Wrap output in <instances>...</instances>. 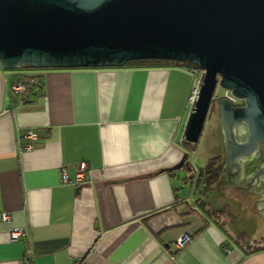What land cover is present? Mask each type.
<instances>
[{
	"label": "crops",
	"instance_id": "1",
	"mask_svg": "<svg viewBox=\"0 0 264 264\" xmlns=\"http://www.w3.org/2000/svg\"><path fill=\"white\" fill-rule=\"evenodd\" d=\"M17 72L42 86L22 96L11 89ZM199 77L182 61L0 62V264H264V247L243 244L248 232L228 226V212L211 216L184 188L186 167L166 169L190 147L183 130ZM29 129L38 135L26 148ZM83 163L79 182L63 179V166L72 178ZM256 207L264 217L262 191Z\"/></svg>",
	"mask_w": 264,
	"mask_h": 264
},
{
	"label": "water",
	"instance_id": "2",
	"mask_svg": "<svg viewBox=\"0 0 264 264\" xmlns=\"http://www.w3.org/2000/svg\"><path fill=\"white\" fill-rule=\"evenodd\" d=\"M135 57L183 59L203 70L185 139H198L215 99L226 164L264 142V0H0L4 67L119 65ZM216 84L243 102L213 94ZM240 121L244 139L234 133ZM188 161L184 151L171 167ZM262 172L264 165L255 174Z\"/></svg>",
	"mask_w": 264,
	"mask_h": 264
},
{
	"label": "rangeland",
	"instance_id": "3",
	"mask_svg": "<svg viewBox=\"0 0 264 264\" xmlns=\"http://www.w3.org/2000/svg\"><path fill=\"white\" fill-rule=\"evenodd\" d=\"M169 61H182L189 64H195L177 58L161 57L160 60V62ZM125 62L144 63L137 57L129 58ZM22 67L34 68V66L31 65H23ZM7 68L9 69L11 67ZM223 91V86L216 84L213 94L218 95ZM225 146L224 132L216 110L215 99H212L198 139L195 142H191L189 149L186 150L188 152L190 166L189 168L182 170L183 174L186 173L189 177L188 183L184 185V188L191 189L196 202L204 210H206L207 205H225L226 209L230 211L229 217L226 221L227 225L233 226L238 230L244 228L248 232L245 240L250 242L251 245L259 244L264 240V217L258 212L259 210L256 207V200L260 194L258 189H261V191L264 192L263 176L256 178L258 179V182L254 183L256 179L253 176H250V172H248L252 168L243 172V169L240 168L239 170L236 165L235 168H230V172L223 170L222 177L212 184H205L206 179L202 173L204 171L205 162L209 156L218 153L222 154L224 157ZM260 147L261 152L264 153V143H261ZM253 163L254 161H250L248 166L253 167ZM254 233L255 240H252L253 238L251 239V237Z\"/></svg>",
	"mask_w": 264,
	"mask_h": 264
},
{
	"label": "built area",
	"instance_id": "4",
	"mask_svg": "<svg viewBox=\"0 0 264 264\" xmlns=\"http://www.w3.org/2000/svg\"><path fill=\"white\" fill-rule=\"evenodd\" d=\"M191 69L193 71H198L200 72V77L198 83L193 87L192 94L190 95V101L191 104H194L195 98L197 96L198 92V87L199 83L201 81L202 75H203V70L200 69V67L196 64H191ZM42 79L41 76L38 74H27L24 72H17L15 77H13L12 82H11V89L14 91L19 92L22 96H25L28 92L33 91L34 87L36 86H42ZM223 95H226L232 102L236 101L238 98L231 93V91L228 88H224V91L221 93ZM26 137L29 139L26 142V148H31L33 146V141L38 133L35 130L29 129L25 133ZM86 168V163H83L80 165V168L76 171L74 177H69V174L66 170V167H62V177L65 180H72L73 182L77 183L79 182L84 176L85 172L84 169ZM1 216L3 218L8 217V212H2ZM23 231L21 228H15L11 230L10 234L11 237H17L19 234H21ZM189 237V233L187 232H182L180 235L177 236L175 239V244L176 246H182L185 242V240ZM69 264H82V257H77L74 258L70 261Z\"/></svg>",
	"mask_w": 264,
	"mask_h": 264
},
{
	"label": "trees",
	"instance_id": "5",
	"mask_svg": "<svg viewBox=\"0 0 264 264\" xmlns=\"http://www.w3.org/2000/svg\"><path fill=\"white\" fill-rule=\"evenodd\" d=\"M139 58V57H138ZM140 60H142L144 62V64H152V63H159L161 60V57H141L139 58ZM151 59H155V60H151ZM126 62L119 64V65H123ZM23 66V65H21ZM26 66V65H24ZM42 79V76H41ZM43 84V83H42ZM186 141L190 142L189 140L185 139ZM224 157L222 154L218 153L212 156H209V158L207 159V161L205 162L204 165V171L202 172L204 174V177L206 179L205 184L206 185H210L213 182H215L217 179H219L220 177H222V172L224 170ZM186 168H189L188 166H190L189 161L187 162V164L183 165ZM251 167H249V169H251ZM171 174H174V172L176 171L175 168L173 167H167L166 168ZM201 173V174H202ZM192 175V174H191ZM228 212L230 214V211H227L226 206L222 205V206H212L209 205L207 206V212L215 217V216H219L222 212ZM244 235H246L244 232L242 233V231L240 233L236 234V239L237 237H244ZM246 237H244L243 239H241L244 243H247L248 245L251 244L250 242H247L245 240ZM254 247L252 249H256V248H260V247H264V243H259V244H252Z\"/></svg>",
	"mask_w": 264,
	"mask_h": 264
},
{
	"label": "flooded vegetation",
	"instance_id": "6",
	"mask_svg": "<svg viewBox=\"0 0 264 264\" xmlns=\"http://www.w3.org/2000/svg\"><path fill=\"white\" fill-rule=\"evenodd\" d=\"M243 99H237L236 101H234V103H242ZM234 133L237 139H244L245 138V124L242 125V128H240L239 131H235L234 129ZM261 142L259 141L257 143L256 149L253 152H248L242 156H240L239 158L236 159L235 165H237V168L240 170V168L243 169V172L248 171V165L250 163V161H254V165L252 167V169L248 172H250V176H253L255 179L258 178L259 176L263 178L264 180V173H259V174H255V171L257 170L258 167H260L261 165H264V153L261 152ZM225 163V161H224ZM225 165H227L225 163ZM258 179L255 180L254 183H257ZM264 182V181H263ZM262 187V186H261ZM260 187V188H261ZM264 187V186H263ZM262 187V188H263ZM259 191H261L260 189H258Z\"/></svg>",
	"mask_w": 264,
	"mask_h": 264
},
{
	"label": "bare ground",
	"instance_id": "7",
	"mask_svg": "<svg viewBox=\"0 0 264 264\" xmlns=\"http://www.w3.org/2000/svg\"><path fill=\"white\" fill-rule=\"evenodd\" d=\"M244 124V121H240L238 123H236L235 125V131H239L240 128H242V125Z\"/></svg>",
	"mask_w": 264,
	"mask_h": 264
}]
</instances>
